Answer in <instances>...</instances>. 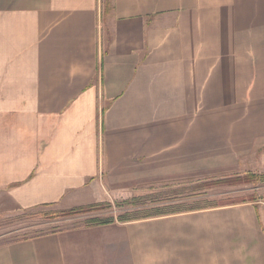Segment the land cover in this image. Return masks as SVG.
<instances>
[{
    "label": "crops",
    "instance_id": "1",
    "mask_svg": "<svg viewBox=\"0 0 264 264\" xmlns=\"http://www.w3.org/2000/svg\"><path fill=\"white\" fill-rule=\"evenodd\" d=\"M109 1L0 0V215L264 172V0ZM0 264H264V209L70 225Z\"/></svg>",
    "mask_w": 264,
    "mask_h": 264
},
{
    "label": "rangeland",
    "instance_id": "2",
    "mask_svg": "<svg viewBox=\"0 0 264 264\" xmlns=\"http://www.w3.org/2000/svg\"><path fill=\"white\" fill-rule=\"evenodd\" d=\"M261 173L253 171H244L242 173H201L154 179L146 183H138L132 197L116 201L113 210H110V205L100 206L93 211L61 215L51 219L44 217L26 218L25 216L30 213L26 211L0 215V245L37 232L63 229L70 225H84L89 220L96 219L93 217L98 215L102 216L99 219L111 220L112 217H115L121 220H128V218L138 216H156L164 212L213 207L214 205L224 206L244 201L258 202L261 208L264 209V181H248L245 178L251 174ZM227 179H241V181L221 182ZM182 188H186L188 191L184 195L179 194V199L174 202L168 201L156 204L151 202V198H148L152 193L169 189L180 191ZM139 196L145 197L147 203L139 206L129 204L128 201L131 198ZM255 196L256 198L253 199ZM101 204L103 205V203Z\"/></svg>",
    "mask_w": 264,
    "mask_h": 264
},
{
    "label": "trees",
    "instance_id": "3",
    "mask_svg": "<svg viewBox=\"0 0 264 264\" xmlns=\"http://www.w3.org/2000/svg\"><path fill=\"white\" fill-rule=\"evenodd\" d=\"M112 9V5L110 3L109 0H106V6H105V11H106V14L109 13ZM248 181H264V173H261V174H251V175H248L247 177H245ZM232 181H241V179H235V180H224V181H221L222 183H228V182H232ZM186 191H188V189L186 188H182L180 189V191H175L173 189H169L167 191H161V192H158V193H152L148 198H151V202H154V203H164V202H174L176 199H179V194L181 195H184L186 193ZM255 197H253V199H255ZM145 200V197H135V198H131L128 202L129 204H133L134 206H139L141 204H146L147 203V200ZM245 202V201H244ZM232 204V203H231ZM233 204H236V203H233ZM100 206H109L108 203H103V205L101 204H93V205H89V206H83V207H78V208H73V209H69L67 211H58V210H53V211H41V210H36L35 212H30L29 214H27L25 217L26 218H32V217H44V218H48V219H51V218H57V217H60L61 215H72V214H79V213H83V212H87V211H93L95 209H97L98 207ZM215 206V205H214ZM173 212V211H171ZM175 212V211H174ZM170 213V212H168ZM163 214H167V212H164L160 215H163ZM158 216V215H156ZM24 217V218H25ZM111 221L110 219H92V220H89L87 222V224H99V223H105V222H109ZM54 230H57V229H54ZM44 232H37V233H33V234H30V235H25L23 237H19V238H16L15 240L13 241H17V240H22V239H27V238H32V237H35V236H38L40 234H42ZM11 241V242H13ZM6 243H10V242H6Z\"/></svg>",
    "mask_w": 264,
    "mask_h": 264
}]
</instances>
